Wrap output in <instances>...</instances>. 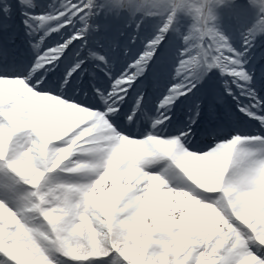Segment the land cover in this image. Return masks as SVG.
<instances>
[{
    "label": "snow or ice",
    "instance_id": "6c2138e0",
    "mask_svg": "<svg viewBox=\"0 0 264 264\" xmlns=\"http://www.w3.org/2000/svg\"><path fill=\"white\" fill-rule=\"evenodd\" d=\"M0 91V264H264V0H0Z\"/></svg>",
    "mask_w": 264,
    "mask_h": 264
},
{
    "label": "rangeland",
    "instance_id": "374dc122",
    "mask_svg": "<svg viewBox=\"0 0 264 264\" xmlns=\"http://www.w3.org/2000/svg\"><path fill=\"white\" fill-rule=\"evenodd\" d=\"M53 1V0H52ZM208 0H199L200 4L204 8L207 6ZM215 3L218 2V0H212ZM3 99V93L0 91V100ZM79 111V113H78ZM74 119L66 118L61 122L59 127L63 130L64 133H66L68 130L71 129V127L75 126L77 123L81 122L82 120L86 119L87 117L83 114V111L77 110L76 113H73ZM55 114L53 113V118ZM112 166L113 170H115V163L114 160H112ZM189 176L193 181L198 184L201 188L206 189L207 191H216L219 189V185L207 174L206 170L198 168L195 171L189 173ZM103 195V194H102ZM102 195L100 197L91 194V198L97 203V205H104L105 201L102 198ZM188 212L186 214V217L191 215L195 224H206L210 221H216L218 223H223V217L220 215L219 212L215 209L212 210L210 206L202 205L198 200L189 202L188 203ZM46 219H48L50 222H55L57 220V217L55 214L49 212L46 216Z\"/></svg>",
    "mask_w": 264,
    "mask_h": 264
},
{
    "label": "bare ground",
    "instance_id": "6f19581e",
    "mask_svg": "<svg viewBox=\"0 0 264 264\" xmlns=\"http://www.w3.org/2000/svg\"><path fill=\"white\" fill-rule=\"evenodd\" d=\"M248 128H250L249 130H252L251 132H256L254 130L255 126L254 125H247ZM128 155V150L126 148L120 150L119 152H116L114 154V163H115V167L117 168L119 166V163L122 159H124L126 156ZM151 191V198L155 199L157 196V193L159 192V185H154L153 188L150 190ZM103 194V190H100V194L94 193V195L100 197ZM164 195H168L169 199H168V204L169 206L172 208L173 211L175 210H180L183 209L185 210V216L188 212V203L189 202H193V201H197L193 196H191L190 193L184 192V193H179V194H175L172 195L171 193L169 194H161V199L163 198ZM213 210V208H212Z\"/></svg>",
    "mask_w": 264,
    "mask_h": 264
}]
</instances>
